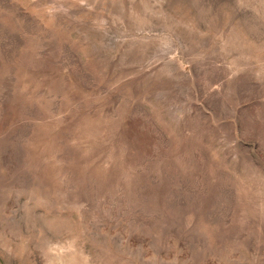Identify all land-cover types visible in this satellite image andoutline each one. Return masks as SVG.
I'll return each mask as SVG.
<instances>
[{"label": "rangeland", "instance_id": "obj_1", "mask_svg": "<svg viewBox=\"0 0 264 264\" xmlns=\"http://www.w3.org/2000/svg\"><path fill=\"white\" fill-rule=\"evenodd\" d=\"M0 264H264V0H0Z\"/></svg>", "mask_w": 264, "mask_h": 264}]
</instances>
